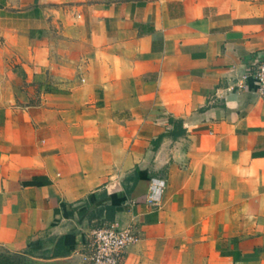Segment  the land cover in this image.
I'll use <instances>...</instances> for the list:
<instances>
[{
	"label": "crops",
	"instance_id": "0c3cea01",
	"mask_svg": "<svg viewBox=\"0 0 264 264\" xmlns=\"http://www.w3.org/2000/svg\"><path fill=\"white\" fill-rule=\"evenodd\" d=\"M263 59L264 0H0V253L264 264Z\"/></svg>",
	"mask_w": 264,
	"mask_h": 264
},
{
	"label": "built area",
	"instance_id": "2783aa9c",
	"mask_svg": "<svg viewBox=\"0 0 264 264\" xmlns=\"http://www.w3.org/2000/svg\"><path fill=\"white\" fill-rule=\"evenodd\" d=\"M252 78L256 84L258 96L264 100V59L256 65ZM164 182L150 179L147 204L159 205ZM136 241L133 231L122 228L117 223H104L90 231L82 252L76 256L80 264H123L125 250Z\"/></svg>",
	"mask_w": 264,
	"mask_h": 264
},
{
	"label": "trees",
	"instance_id": "16d2710c",
	"mask_svg": "<svg viewBox=\"0 0 264 264\" xmlns=\"http://www.w3.org/2000/svg\"><path fill=\"white\" fill-rule=\"evenodd\" d=\"M183 131H178L177 133L173 134V137H176L177 135L182 134ZM161 139V136H159L154 144H156ZM26 258L20 255L15 254H5L0 253V264H26Z\"/></svg>",
	"mask_w": 264,
	"mask_h": 264
},
{
	"label": "water",
	"instance_id": "95a60500",
	"mask_svg": "<svg viewBox=\"0 0 264 264\" xmlns=\"http://www.w3.org/2000/svg\"><path fill=\"white\" fill-rule=\"evenodd\" d=\"M26 264H80V263H69L68 261H39L31 258H26Z\"/></svg>",
	"mask_w": 264,
	"mask_h": 264
}]
</instances>
